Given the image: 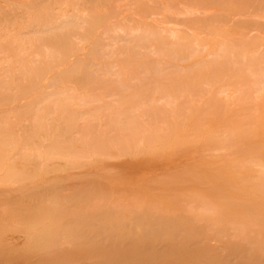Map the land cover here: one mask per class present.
Masks as SVG:
<instances>
[{
	"label": "rangeland",
	"instance_id": "374dc122",
	"mask_svg": "<svg viewBox=\"0 0 264 264\" xmlns=\"http://www.w3.org/2000/svg\"><path fill=\"white\" fill-rule=\"evenodd\" d=\"M21 1H0V45L13 43L0 52V99H12L0 102V146L11 147H0V213L69 208L65 224L85 220L76 236L48 235L86 242L65 264H145L141 236L149 264H264V0ZM42 7L53 19L43 29ZM41 252L0 264H56Z\"/></svg>",
	"mask_w": 264,
	"mask_h": 264
},
{
	"label": "bare ground",
	"instance_id": "6f19581e",
	"mask_svg": "<svg viewBox=\"0 0 264 264\" xmlns=\"http://www.w3.org/2000/svg\"><path fill=\"white\" fill-rule=\"evenodd\" d=\"M1 1V0H0ZM4 1V0H3ZM9 1V0H8ZM21 1V0H20ZM34 0H32V2H33ZM134 1V0H133ZM136 1V0H135ZM138 1V0H137ZM136 1V2H137ZM36 2V1H35ZM22 3V1L20 2V4ZM34 3V2H33ZM135 3V2H134ZM138 3V2H137ZM9 4H10V2H9ZM9 4H7L8 6H9ZM23 4V3H22ZM143 4V3H142ZM141 4V1H140V3H139V5H142ZM25 5V4H24ZM36 5V4H35ZM34 5V6H35ZM0 6H2V5H0ZM5 6H6V4H5ZM32 7H33V5H31ZM24 7V6H23ZM32 7H31V10H33L34 11V9H32ZM47 7V6H46ZM145 7V6H144ZM21 8H22V6H21ZM35 8V7H34ZM37 8H39V6H37ZM48 8V7H47ZM145 8H147V7H145ZM7 9V8H6ZM5 9V10H6ZM23 9V8H22ZM49 9V8H48ZM139 9V8H138ZM5 10H4V12H5ZM1 11H3L2 9H1ZM22 11V10H21ZM28 11V10H27ZM170 11V10H169ZM7 12V11H6ZM5 12V13H6ZM9 12H10V10H9ZM12 10H11V14H12ZM50 12H51V9H50ZM3 13V12H2ZM4 13V14H5ZM10 13H7V16L9 15ZM31 14V13H30ZM33 14V13H32ZM31 14V15H32ZM48 11L46 10V8L44 9V7H42V9H40V12H39V14H38V16L36 17L37 19H35L34 20V22H35V24H36V26H38V27H48V24H50L51 22H53V19H51V17H49L48 16ZM70 14V13H69ZM94 14V13H93ZM228 14V13H227ZM3 15V14H2ZM14 15V14H13ZM63 15V14H62ZM32 16H34V14L32 15ZM32 16H30V17H28V19L29 20H31L30 18H32ZM103 16H105V15H102V17ZM228 16V15H227ZM8 17H10V16H8ZM12 17V16H11ZM23 17V16H22ZM27 17V16H26ZM58 17V16H57ZM60 17V16H59ZM62 17V16H61ZM77 17H78V15H77ZM86 17V16H85ZM100 17H101V15H100ZM165 17V16H164ZM5 18V19H4ZM3 18V20H4V23H7L8 21V19H6V16ZM15 18V17H14ZM97 18V17H96ZM16 19V18H15ZM34 19V18H33ZM62 19V18H61ZM65 19V18H64ZM93 19H94V17H93ZM98 19V18H97ZM101 19V18H100ZM219 19V18H218ZM0 20H2L1 18H0ZM2 20V21H3ZM59 20V19H58ZM68 20V19H67ZM82 20V19H81ZM2 21H0V22H2ZM7 21V22H6ZM9 21H10V18H9ZM12 21V20H11ZM20 21V20H19ZM60 21V20H59ZM100 21V20H99ZM104 21V20H103ZM164 21V20H163ZM14 23L16 22V21H13ZM21 22V21H20ZM25 22V21H24ZM33 22V23H34ZM61 22V21H60ZM66 22H68V21H66ZM90 22V21H89ZM93 22V21H92ZM126 22V21H125ZM125 22H124V24H125ZM18 23L19 22H17V24L16 25H18ZM29 23H31V22H29ZM76 23H77V21H76ZM85 23H86V21H85ZM3 24V23H2ZM22 24H23V22H22ZM53 24H55V21H54V23H52V25ZM59 24V23H58ZM75 24V23H74ZM84 24V23H83ZM102 24V23H101ZM123 24V23H122ZM9 25V24H8ZM24 25H27V24H24ZM51 25V24H50ZM57 25V24H56ZM90 25V24H89ZM97 25V24H96ZM95 24H94V27L96 26ZM21 25H19L18 27H20ZM28 27H29V25H27ZM27 26H23V28H27ZM66 25H64V27H65ZM119 26V25H118ZM133 26V25H132ZM16 27V26H15ZM61 27V26H60ZM67 27V26H66ZM68 27H69V25H68ZM87 27V26H86ZM30 28V27H29ZM59 28V27H58ZM119 28H122V25L121 26H119ZM127 28H129V27H127ZM135 28V27H134ZM15 29H17V27L15 28ZM14 29V30H15ZM22 29V28H21ZM37 29V28H36ZM43 29V28H42ZM63 29V28H62ZM13 30V31H14ZM23 30V29H22ZM22 30H20V31H22ZM38 30V29H37ZM54 30V29H53ZM60 30V29H59ZM69 31H70V29H68ZM86 30H87V28H86ZM19 30H18V33H17V36L19 35V32H20ZM31 31V30H30ZM38 31H40V29L38 30ZM49 32H50V30H48ZM63 31H65V28H64V30ZM135 31V30H134ZM25 32V31H24ZM24 32H21V33H23L24 34ZM42 32V31H41ZM46 32V31H45ZM66 32V31H65ZM84 32V31H83ZM82 32V33H83ZM86 32V31H85ZM92 32H94V28H93V31ZM16 33H15V35H16ZM20 33V35H22ZM63 33L64 32H62V36H61V38L62 37H64L63 36ZM73 33H74V31H73ZM72 33V34H73ZM10 34V33H9ZM8 34V35H9ZM28 34V33H27ZM54 34V33H53ZM61 34V33H60ZM71 34V33H70ZM72 34H71V36H72ZM84 34V33H83ZM151 34V33H150ZM182 34V33H181ZM4 35V34H3ZM12 35V34H11ZM19 35V36H20ZM44 35V34H43ZM49 35V34H48ZM74 35V34H73ZM89 35V34H88ZM162 35V34H161ZM0 36H2V35H0ZM13 36H14V34H13ZM58 36H60V35H58ZM71 36L69 37L70 39H71ZM91 36V35H90ZM153 36H155V34H153ZM173 36V35H172ZM8 37V36H7ZM15 37V36H14ZM34 37V36H33ZM49 37V36H48ZM88 37V36H87ZM180 37V36H179ZM182 37V36H181ZM13 38V37H12ZM45 38V37H44ZM44 38H43V40H44ZM50 38V37H49ZM51 38H52V36H51ZM60 37H58V39H59ZM60 38V39H61ZM2 39V38H1ZM66 39V38H65ZM156 39V38H155ZM21 40V39H20ZM39 40V39H38ZM48 41H50V39H47ZM46 40V41H47ZM53 40V39H52ZM54 40H55V38H54ZM149 40H150V38H149ZM1 41H3V40H1ZM12 42H13V40H11ZM15 41V40H14ZM30 41V40H29ZM28 41V42H29ZM33 40H31V42H32ZM45 41V42H46ZM47 41V42H48ZM61 41V42H60ZM71 41V40H70ZM7 42V43H6ZM5 43H6V45H4V46H2V45H0V52H2V50H5V49H3V48H5L6 46H7V44L8 45H12L13 43H10L8 40L6 41ZM16 42V41H15ZM37 42V41H36ZM59 42L60 43H62V40H59ZM66 42V41H65ZM65 42H63L62 44H64ZM1 43V42H0ZM4 43V42H3ZM25 43H27V42H25ZM33 43V42H32ZM49 43H51L52 44V41H50V42H48V44ZM58 43V42H57ZM67 43V42H66ZM65 43V44H66ZM69 43V42H68ZM166 43V42H165ZM21 44V43H20ZM24 44V43H23ZM23 44L22 45H20V46H23ZM69 44H71V43H69ZM69 44H66V45H69ZM25 45V44H24ZM31 45V44H30ZM43 45V44H42ZM19 46V47H20ZM65 46V45H64ZM25 47V46H24ZM41 47V46H40ZM45 47H46V45H45ZM65 47H67V46H65ZM2 48V49H1ZM11 48V46H9V49ZM14 48V47H13ZM16 48V47H15ZM48 48V47H47ZM69 49H70V46L68 47ZM67 48V49H68ZM8 49V48H7ZM8 49V50H9ZM25 49H26V47H25ZM28 49H29V47H28ZM42 49V48H41ZM44 49V48H43ZM43 49H42V51H43ZM46 49V48H45ZM14 50V49H13ZM16 50H17V48H16ZM6 51V50H5ZM66 51V50H65ZM4 52V51H3ZM61 52V51H60ZM4 53H6V52H4ZM24 53V52H23ZM65 53V52H64ZM68 53V52H67ZM66 54V53H65ZM64 54V55H65ZM2 55H4V54H2ZM6 55H8L7 53H6ZM5 55V56H6ZM11 56V55H10ZM23 56V55H22ZM21 56V57H22ZM32 56H33V54H32ZM38 56H40V55H38ZM7 57V56H6ZM15 57H16V55H15ZM21 57H20V60L19 59H17V57L16 58H12V59H17V60H19L18 61V63L20 62V61H22V59H21ZM4 59V58H3ZM7 59H9V56L7 57ZM53 59V58H52ZM36 60H37V58H36ZM16 61V60H15ZM24 61H29V60H24ZM23 61V62H24ZM33 61V60H32ZM17 62V61H16ZM16 62H15V64H16ZM22 62V63H23ZM30 62V61H29ZM41 62V61H40ZM39 62V63H40ZM17 63V64H18ZM27 63V62H26ZM42 63V62H41ZM56 63V62H55ZM20 64V63H19ZM19 64H18V66H19ZM35 64V63H34ZM52 64V63H51ZM22 65H27V64H22ZM38 65V64H37ZM54 65V64H53ZM36 66V65H35ZM39 66V65H38ZM20 67V66H19ZM22 67V66H21ZM20 67V68H21ZM28 67V71L30 70L29 69V65L27 66ZM19 68V69H20ZM30 68H32L33 69V72L34 73H32V74H36L37 72H35V69L37 68H35L33 65L30 67ZM35 68V69H34ZM39 68H41V67H38V69ZM7 69H9V68H7ZM21 69H24L23 67L21 68ZM38 69H36V70H38ZM43 69V68H42ZM38 71H40V69L38 70ZM43 71H45L44 69H43ZM7 73H10V74H8L7 76L9 77V80H11L12 79V82H14L15 81V77L14 76H12V75H14V74H12L11 73V71L10 72H7ZM23 73H28V72H25V71H22V74ZM30 73H31V70H30ZM21 74V73H20ZM32 74H30V75H32ZM24 75V74H23ZM29 75V74H28ZM40 75V74H39ZM64 75V74H63ZM7 76H6V78H7ZM20 76V75H19ZM18 76V77H19ZM12 77H14V81H13V78ZM21 77H23V79H24V77H25V75L24 76H22L21 75ZM29 77V76H28ZM80 77V76H79ZM17 78V77H16ZM30 78V77H29ZM34 78H37V77H35L34 76ZM8 79V78H7ZM23 79H21L22 81H23ZM18 80V79H17ZM37 80V79H36ZM40 80V77H39V79H38V81ZM79 80V79H78ZM19 81H20V79H19ZM18 81V82H19ZM30 81V80H29ZM28 81V82H29ZM197 81V80H196ZM195 81V82H196ZM11 82V81H10ZM16 82V81H15ZM18 82H16V83H18ZM31 83H32V80L30 81ZM35 82V81H34ZM199 82V81H198ZM26 83V82H25ZM23 84V83H22ZM22 84H20L19 86H23ZM16 86H18V85H16ZM19 86H18V88H19ZM27 86V85H26ZM30 86V85H29ZM25 87V86H24ZM7 90V89H6ZM27 89H25V91H26ZM8 91V90H7ZM22 91H24V89L22 90ZM24 91V92H25ZM9 92V91H8ZM32 92V91H31ZM1 93V92H0ZM4 93V92H3ZM23 93V92H22ZM5 94H8V93H5ZM9 94H10V92H9ZM2 95H4V94H2ZM5 96V95H4ZM7 96V95H6ZM10 96V95H9ZM3 98L4 99H6L7 97H2V101H1V99H0V102H3L4 100H3ZM9 99H10V101H12V99H11V96L10 97H8ZM8 99V100H9ZM7 100V99H6ZM5 100V102H7ZM4 102V103H5ZM63 115V114H62ZM71 120H72V118H71ZM73 121V120H72ZM68 122H70V119H69V121ZM71 123V122H70ZM68 125V124H67ZM70 127V125L68 126V128ZM4 130V127L3 128H1L0 129V131L1 130ZM8 129V128H7ZM10 129V128H9ZM69 130V129H68ZM72 130H74V129H72ZM35 132V131H34ZM58 132V131H57ZM1 133H3V131L2 132H0V137L2 136L3 138H5V139H3V140H5V142H6V137H5V131H4V134H1ZM39 133H40V131H39ZM47 133L48 132H46V138H47ZM52 133V132H51ZM59 133V132H58ZM32 134V136H33V132L31 133ZM72 134V133H71ZM4 135V136H3ZM170 135V134H169ZM169 135H166V136H169ZM6 136H7V134H6ZM45 136H42V137H44V139H45ZM30 138H31V135H30ZM59 138V137H58ZM166 138V137H165ZM0 139H2V138H0ZM7 139H8V137H7ZM9 139H10V137H9ZM170 139V138H169ZM11 140V139H10ZM8 141V143L10 142L11 143V141L13 142V139L11 140V141ZM169 141V140H168ZM1 142H2V140H1ZM0 142V143H1ZM4 142V141H3ZM141 142V141H140ZM164 142V141H163ZM2 144V143H1ZM11 144H13V143H11ZM81 144V143H80ZM164 144H165V142H164ZM4 147L3 148H7V147H9V146H6L7 144L6 143H4ZM144 145H145V143H144ZM59 146H60V144H59ZM59 146H57V147H59ZM81 146V145H80ZM146 146H148V145H146ZM162 146H163V144H162ZM1 147V146H0ZM1 147V148H2ZM55 148V151H58L57 149H59V148ZM140 147V146H139ZM166 147H167V144H166ZM2 148V149H3ZM11 147H9V148H7V150L8 149H10ZM13 148V147H12ZM141 148V147H140ZM147 149V147L145 148V150ZM167 149V148H166ZM3 150H5V149H3ZM7 150H5V151H7ZM161 150V148L159 149V151ZM1 151V150H0ZM54 151V152H55ZM164 152V151H163ZM149 153V152H148ZM148 153H147V155H148ZM1 154V153H0ZM6 154V153H5ZM52 154H56V153H52ZM58 154V153H57ZM4 155V154H3ZM59 155V154H58ZM115 155V154H114ZM149 155H151V154H149ZM159 155V154H158ZM1 156V155H0ZM152 156V155H151ZM2 158L3 157H5V156H1ZM8 157V156H7ZM25 159V158H24ZM1 160V159H0ZM4 160V159H3ZM6 160V159H5ZM29 160V159H28ZM27 159L26 160H24V161H26L27 162V164L29 165V162L30 161H28ZM2 161V160H1ZM21 161V160H20ZM24 161H23V163H20V162H18V165H17V163H16V160H15V164L17 165V167L20 165L22 168H21V171L22 172H24V174L25 173H28V171L27 170H29V169H27V164L26 163H24ZM3 163H4V161H2ZM0 164V165H2V166H4V164ZM13 163V164H14ZM26 164V165H25ZM26 167H24V166ZM2 166H0V169H2ZM32 166V165H31ZM14 168V166L12 165L11 167H10V169H12L13 170V168ZM19 168V167H18ZM26 169V171H25V169ZM5 169V168H4ZM8 169V170H7ZM23 169V170H22ZM6 170L9 172V171H11V170H9V168H6ZM21 171H20V174H21ZM32 172H34V170H32ZM6 173V172H5ZM9 175H13V174H10V172L8 173ZM16 175H19V173L17 174L16 173ZM30 175V177H33L32 175H34V173H30L29 174ZM21 176H23V174L21 175ZM37 176V175H36ZM20 177V176H19ZM174 177V176H173ZM216 177V176H215ZM220 177V176H219ZM218 178V177H217ZM24 179H27V178H24ZM216 179V178H215ZM174 180V179H173ZM170 181V180H169ZM168 181V182H169ZM172 181V180H171ZM212 182V181H211ZM215 183V182H214ZM224 202L225 203H230V201H227L226 202V200H224ZM175 204V203H174ZM235 204V203H234ZM233 204V201H232V204H230V205H234ZM245 205V204H244ZM248 205H250L249 203L247 204V206ZM234 206H238V205H234ZM141 208V207H140ZM147 208V207H146ZM146 208H143V209H146ZM40 209V208H39ZM42 209V208H41ZM40 209V211L38 210L37 212H34V213H30V218H32V219H26V221H24V219L22 220V219H20V215H23V213H24V210L22 211V209H17L16 210V212H13V213H8V214H6V213H4V212H2V213H0V263H2V262H10V261H12V260H17V259H22V258H27V259H30V256L31 255H33L32 257H34V254L35 253H37L38 251H42V252H44V251H47V254H48V256H46L44 253H43V255H45L46 257H42L41 256V258H43V259H48L49 261H51V262H54V263H56V264H62V263H67V262H72V261H70V260H72V258L73 257H76L77 255H81L82 257H86V250L88 249L87 247H86V242L85 241H83L84 243H83V245H81V246H79L80 248H73V246H75L74 244H71L70 242H68V241H66L65 239L63 240V241H59V242H56L55 240H53L52 241V239L50 240V235H53V234H58L59 233V231L61 230V229H65V232H67L68 234H67V236L68 237H70L71 235H74V236H76L77 234H78V232H83V231H85L86 230V222H85V220H84V222H77V223H74V224H72L71 223V225H68V222L69 221H67V219H66V221L65 222H67L66 224L64 223V221L63 220H65L64 218H65V216L64 215H66L67 214V212H66V214H65V211H66V209H68L69 211H70V209L69 208H63L62 210H61V208H58L59 210H57V212L56 213H54L53 215H50L49 216V213L47 212H44V210H43V212H42V210ZM157 209V208H156ZM234 210V209H233ZM257 213H258V211L259 212H261L262 210L260 209V208H258V209H256L255 210ZM175 213V212H174ZM248 213V212H247ZM15 214H18V215H15ZM46 214V215H45ZM48 214V215H47ZM164 214V213H163ZM230 214L232 215V213L230 212ZM261 214H263L264 215V213H263V211H262V213ZM16 216V218H14L15 216ZM68 215H71V214H68ZM76 215V214H75ZM262 215V216H263ZM13 216V217H12ZM67 216V215H66ZM164 216V215H163ZM77 217V216H76ZM83 216H81V218H82ZM147 217V216H146ZM153 217H154V215H153ZM162 217V216H161ZM184 217V216H183ZM257 218H258V220H260V221H263V219H262V217L259 215V213H258V215L256 216ZM6 218H8L9 220H13V221H11V222H7L5 219ZM12 218V219H11ZM67 218V217H66ZM133 218V217H132ZM140 219V218H139ZM149 219V218H148ZM156 219V218H155ZM160 219H162V218H160ZM169 219V218H168ZM177 219V218H176ZM14 220H16V221H14ZM154 220V219H153ZM170 220H171V218H170ZM28 221V222H27ZM33 222V223H31V225H29L28 223H30V222ZM71 221V220H70ZM157 221V220H156ZM155 221V222H156ZM12 222H16V223H12ZM72 222V221H71ZM173 222V221H172ZM178 222V221H177ZM63 223V224H62ZM77 224H79L78 226H77ZM158 224V223H157ZM159 224H160V222H159ZM13 226L15 229H17L18 231H19V233L18 234H21L20 233V231H24L23 233L25 234V236H26V238L23 240V245H21L22 244V240H14L12 237H8V238H6L5 239V237L2 235L3 234V232H1V231H3V229H7V228H9V226ZM41 225V226H40ZM155 225V224H154ZM179 225V224H178ZM177 225V226H178ZM168 226V225H167ZM171 226V225H170ZM170 226H168V227H170ZM177 226H175V227H177ZM181 226V225H180ZM39 227V228H38ZM174 227V228H175ZM182 227V226H181ZM61 228V229H60ZM75 228V229H74ZM162 228H164L165 229V227L163 226ZM162 228H160V229H162ZM159 229V232L161 231ZM163 229V230H164ZM177 229V228H176ZM264 229V228H263ZM167 230V229H166ZM74 232H76V233H74ZM155 232V231H154ZM165 232V231H164ZM171 232V231H170ZM175 232V231H174ZM264 232V231H263ZM9 233H11V232H9ZM167 233V232H166ZM176 233V232H175ZM76 234V235H75ZM9 235V234H8ZM31 235H35V237H31ZM49 235V236H48ZM63 235V234H62ZM140 235V234H139ZM165 235V234H164ZM173 235H175V234H173ZM168 236H170V233L168 234ZM191 236V235H190ZM171 237V236H170ZM12 238V239H11ZM17 238V237H16ZM147 238V237H146ZM145 237H143V236H141V237H137V239H136V241L134 242V250L135 251H137L138 253H148V254H153V246H150V241L148 242V240L146 239ZM175 238V237H174ZM120 239H122V238H119V239H115V238H112L111 240H110V242L108 241V243H111V245H115V244H121L122 243V241L120 240ZM167 239V238H166ZM171 239V238H170ZM169 239V240H170ZM187 239H189V238H187ZM32 240V241H31ZM50 240V241H49ZM173 240H175V239H173ZM61 242H63V245L61 244ZM116 242V243H115ZM148 242V243H147ZM165 242H168V240L167 241H165ZM173 242H175V241H173ZM188 242V241H187ZM112 243H115V244H112ZM171 243V242H170ZM200 243V242H199ZM25 244V245H24ZM183 245H185L184 243H182ZM13 247H12V246ZM187 245H188V243H187ZM82 246H84V247H82ZM116 246V245H115ZM114 246V247H115ZM177 246H178V248L179 249H181L180 247H179V245H176V248H177ZM16 247V248H15ZM92 247V246H91ZM190 247V246H189ZM192 247V246H191ZM116 248V247H115ZM185 248V247H184ZM198 248V247H197ZM171 249V248H170ZM173 249H174V247H173ZM172 249V250H173ZM178 249V250H179ZM189 249H191V248H189ZM189 249L187 248V250L189 251ZM199 249H200V247H199ZM151 250H152V252H151ZM197 250V249H196ZM58 251V252H57ZM164 251V250H163ZM163 251H162V253H163ZM182 251V250H181ZM186 251V250H185ZM193 251V250H192ZM200 251H202L201 249H200ZM41 252V253H42ZM87 252H89V250H87ZM154 252H155V250H154ZM175 252V251H174ZM180 252V251H179ZM178 252V253H179ZM195 252V251H194ZM207 252V251H206ZM157 253H158V251H157ZM167 253V252H166ZM177 253V252H176ZM148 254L147 255H144L143 257H145L144 259L145 260H147L148 262L149 261H151V260H154V258L152 257V256H149L148 257ZM160 254V253H159ZM221 254H223V253H221ZM231 254V253H230ZM120 255V256H119ZM154 255H157V254H154ZM118 256H119V258H121V254H118ZM213 256V255H212ZM220 256V255H219ZM147 257V258H146ZM221 258V257H220ZM156 259V258H155ZM218 259V258H217ZM47 260V261H48ZM145 263V264H149V263ZM151 263V262H150ZM153 263H154V261H153Z\"/></svg>",
	"mask_w": 264,
	"mask_h": 264
}]
</instances>
